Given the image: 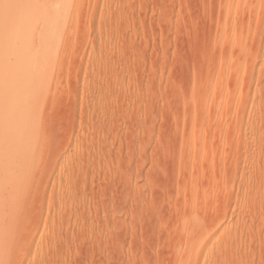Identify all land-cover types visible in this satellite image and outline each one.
<instances>
[{
	"label": "rangeland",
	"instance_id": "rangeland-1",
	"mask_svg": "<svg viewBox=\"0 0 264 264\" xmlns=\"http://www.w3.org/2000/svg\"><path fill=\"white\" fill-rule=\"evenodd\" d=\"M0 264H264V0H0Z\"/></svg>",
	"mask_w": 264,
	"mask_h": 264
},
{
	"label": "bare ground",
	"instance_id": "bare-ground-1",
	"mask_svg": "<svg viewBox=\"0 0 264 264\" xmlns=\"http://www.w3.org/2000/svg\"><path fill=\"white\" fill-rule=\"evenodd\" d=\"M36 8H38V7H36ZM36 8H35V9H36Z\"/></svg>",
	"mask_w": 264,
	"mask_h": 264
}]
</instances>
